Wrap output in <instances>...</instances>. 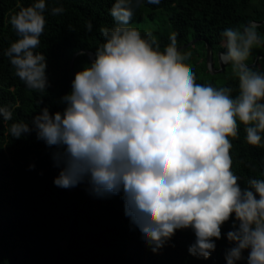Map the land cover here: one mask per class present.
Wrapping results in <instances>:
<instances>
[{"label":"clouds","instance_id":"9594fccd","mask_svg":"<svg viewBox=\"0 0 264 264\" xmlns=\"http://www.w3.org/2000/svg\"><path fill=\"white\" fill-rule=\"evenodd\" d=\"M145 2L161 0H114L115 26L100 28L104 42L61 97L64 110L42 107L30 124L13 122L8 132L15 139L35 132L55 149L56 186L86 182L96 197L122 193L125 215L153 252L190 229L189 253L208 259L231 221L227 264L244 260L245 251L247 264H264V179L249 176L242 187L231 155L240 125L247 144L264 148V72L247 63L254 49L264 48L258 31L264 25L248 21L221 33L220 59L238 80L233 96L231 87L196 82L176 32L161 51L151 31L142 35L132 26ZM48 11L47 0H33L12 15L18 39L2 53L26 88L41 94L50 87L47 58L37 51ZM64 11L52 7L50 14ZM86 27L91 32L92 22ZM12 119L13 106L0 104V121Z\"/></svg>","mask_w":264,"mask_h":264},{"label":"trees","instance_id":"16d2710c","mask_svg":"<svg viewBox=\"0 0 264 264\" xmlns=\"http://www.w3.org/2000/svg\"><path fill=\"white\" fill-rule=\"evenodd\" d=\"M113 2L47 0V25L37 51L47 58L50 87L41 94L27 89L2 55L18 39L9 22L11 16L33 0H0V104L13 106L12 121H0V264H52L65 236L68 247L54 264H227L226 252L233 246L226 235L232 230L231 221L223 225L222 238L215 241L216 250L208 259L189 253L195 241L190 229L178 230L164 248L153 252L125 215L122 193L96 197L90 194L86 182L69 189L56 186L54 179L61 169L53 160L55 149L37 140L35 132L20 139L8 132L13 122L30 124L42 107L47 106L52 113L64 110L61 97L70 93L76 72L91 62L81 53L72 71V57L81 50L95 53L104 42L99 30L115 26L110 15ZM59 6H63L64 13L52 16L50 9ZM162 9L170 11L168 22L171 33L178 34V48L198 39L206 48L209 43L213 53L226 51L218 44L225 28L264 21V0H161L159 5L145 2L136 9L133 20ZM89 21L93 24L91 32L86 27ZM258 31L264 35V27ZM151 32L163 51L170 43V33ZM191 48L181 52L186 54ZM253 68L264 72V64ZM191 69L197 83L231 87L233 96L238 94L237 78L218 84L215 79L202 78L200 67ZM245 135L240 125V138L232 140L231 150L232 170L241 177L242 187L249 176L264 179V148L247 144ZM72 220V231L67 235ZM247 255L245 251V259L236 264H247Z\"/></svg>","mask_w":264,"mask_h":264},{"label":"rangeland","instance_id":"374dc122","mask_svg":"<svg viewBox=\"0 0 264 264\" xmlns=\"http://www.w3.org/2000/svg\"><path fill=\"white\" fill-rule=\"evenodd\" d=\"M170 13L169 10H157L155 12H152V14H146L142 19L137 18L135 20H132V26L138 28L141 32L146 31H154L159 30L163 31L164 33H171V26L168 22ZM194 39L190 40V43H192ZM219 45H224L223 38L218 40ZM191 50L188 51L186 54H191L189 58L185 61L186 64H188L191 68L194 67H200V75L202 78L207 79H215V81L218 84H223L226 82L229 78H234V75L232 74L231 66L226 65L223 63V70L220 71V61H219V52L213 53V69H211L210 64L207 61V48L200 43L199 41L194 42V44L188 46L191 47ZM186 47L185 49H187ZM264 48H257L253 50L252 56L249 57V60L247 63L249 65L251 64L252 59L258 60V65L264 64ZM260 63V64H259ZM219 71V72H217Z\"/></svg>","mask_w":264,"mask_h":264},{"label":"water","instance_id":"95a60500","mask_svg":"<svg viewBox=\"0 0 264 264\" xmlns=\"http://www.w3.org/2000/svg\"><path fill=\"white\" fill-rule=\"evenodd\" d=\"M257 23H259V24H263L264 21H262V22H257ZM196 41H198V39H194V41H193L192 43L189 42L188 44L179 47V49H180V50H183V49H185L186 47H188V46L194 44V42H196ZM223 52H224V51H220V52H219V61H220V68H221L220 71H222V70L224 69V68H223V62H222L221 59H220V55H221V53H223ZM81 53L86 54V55L88 56V59H89L90 61H91L92 58H94V54H95V53H93V52H91V51H88V50L77 51V52L73 55L72 60H71V62H70V67H71V70H72V71H73V66H74L75 58H76L79 54H81ZM263 58H264V56H263ZM207 61H208V63L210 64L211 69H213V71H214L213 64H212V61H213V49H212V46H211L209 43H207ZM257 62H258V60H256L252 65H249V66H250V67H254V66L257 64ZM217 72H219V71H217ZM72 226H73V220H72L71 223H70L69 229H68V231H67V235H69V234L71 233V231H72ZM67 247H68V242L66 241V236H65V237L62 239L61 243H60V249H59V252H58L57 257H56V259H55V262L59 259V257L61 256L62 252L65 251V250L67 249ZM55 262H53L52 264H54Z\"/></svg>","mask_w":264,"mask_h":264}]
</instances>
